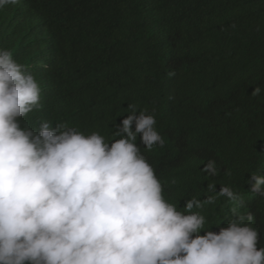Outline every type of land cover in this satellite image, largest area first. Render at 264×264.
Here are the masks:
<instances>
[{
  "label": "clouds",
  "instance_id": "1",
  "mask_svg": "<svg viewBox=\"0 0 264 264\" xmlns=\"http://www.w3.org/2000/svg\"><path fill=\"white\" fill-rule=\"evenodd\" d=\"M54 46L28 0H0V264H264L250 208L211 222L216 196L169 200L148 152L165 146L155 110L129 105L112 139L56 118L44 78ZM204 171L215 176V161ZM258 172L246 182L264 198ZM219 196L240 199L227 185Z\"/></svg>",
  "mask_w": 264,
  "mask_h": 264
},
{
  "label": "trees",
  "instance_id": "2",
  "mask_svg": "<svg viewBox=\"0 0 264 264\" xmlns=\"http://www.w3.org/2000/svg\"><path fill=\"white\" fill-rule=\"evenodd\" d=\"M28 1L55 42L44 78L56 118L112 139L129 105L155 110L165 146L148 152L169 200L216 196L211 222L250 208L264 247V198L246 182L264 175V91L251 95L264 87V0ZM225 185L240 199L220 197Z\"/></svg>",
  "mask_w": 264,
  "mask_h": 264
},
{
  "label": "bare ground",
  "instance_id": "3",
  "mask_svg": "<svg viewBox=\"0 0 264 264\" xmlns=\"http://www.w3.org/2000/svg\"><path fill=\"white\" fill-rule=\"evenodd\" d=\"M2 19L4 18V17H1ZM3 23V22H2ZM168 38L170 37V36H167ZM169 43H172V42H169ZM41 87H44V88H46L44 85H40ZM257 221H258V219H257ZM256 224V223H255ZM257 226V225H256ZM258 227V226H257ZM258 230H262V228L261 227H258L257 228Z\"/></svg>",
  "mask_w": 264,
  "mask_h": 264
}]
</instances>
